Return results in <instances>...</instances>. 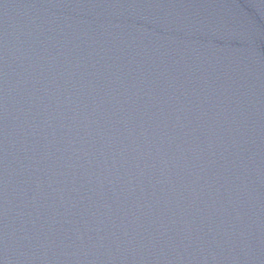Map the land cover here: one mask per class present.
Returning a JSON list of instances; mask_svg holds the SVG:
<instances>
[{
    "label": "water",
    "instance_id": "water-1",
    "mask_svg": "<svg viewBox=\"0 0 264 264\" xmlns=\"http://www.w3.org/2000/svg\"><path fill=\"white\" fill-rule=\"evenodd\" d=\"M0 264H264V0H0Z\"/></svg>",
    "mask_w": 264,
    "mask_h": 264
}]
</instances>
